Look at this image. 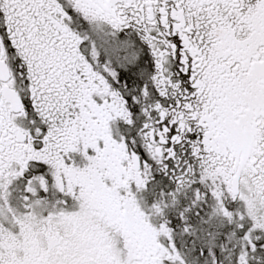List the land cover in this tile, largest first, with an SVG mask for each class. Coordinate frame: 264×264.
I'll return each mask as SVG.
<instances>
[{"label": "snow or ice", "instance_id": "snow-or-ice-1", "mask_svg": "<svg viewBox=\"0 0 264 264\" xmlns=\"http://www.w3.org/2000/svg\"><path fill=\"white\" fill-rule=\"evenodd\" d=\"M0 264H264V0H0Z\"/></svg>", "mask_w": 264, "mask_h": 264}]
</instances>
